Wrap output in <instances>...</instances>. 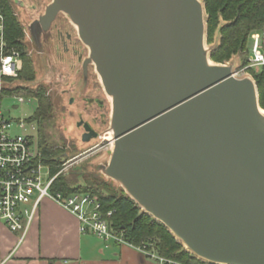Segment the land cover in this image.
<instances>
[{
	"label": "water",
	"instance_id": "95a60500",
	"mask_svg": "<svg viewBox=\"0 0 264 264\" xmlns=\"http://www.w3.org/2000/svg\"><path fill=\"white\" fill-rule=\"evenodd\" d=\"M60 13L89 49L77 59L86 78L95 69L112 97L113 150L99 171L195 257L264 264L257 84L211 59L204 0H52L32 35L50 31ZM83 128L85 142L101 137Z\"/></svg>",
	"mask_w": 264,
	"mask_h": 264
},
{
	"label": "rangeland",
	"instance_id": "374dc122",
	"mask_svg": "<svg viewBox=\"0 0 264 264\" xmlns=\"http://www.w3.org/2000/svg\"><path fill=\"white\" fill-rule=\"evenodd\" d=\"M25 5H18L15 0H11L15 14L25 29L24 43L26 45L27 56L32 60L33 69L35 71L34 80L25 79H4L0 77V88L15 89L19 86L16 80L25 83L26 86L42 87L46 95L50 98L53 108L52 113L47 122L44 123L42 129V140L48 146L65 147L68 152L69 159H66L67 169L62 172L66 176L75 179L77 176L79 184H85L83 175L96 176L116 190H121L122 187L113 181L111 178L104 175L99 168L109 162L113 150V135L110 132V114L112 110V103L106 95L101 97L106 101V108L104 109L105 121L93 123L92 113L84 111L86 103L83 100L84 96H91L96 94L95 87L103 86L100 83L98 74L95 69L91 72L88 80L84 75L76 74L75 69L80 71L82 64L77 63L76 57H70L69 54L56 48L58 42L55 37L53 24L50 31H45L42 28L37 31V37H34L29 29V25L38 18V16L45 12L46 6L52 0H24ZM57 24L63 23L66 30H69L77 41L78 47L82 46L84 56L89 53L86 47L79 38L78 32L73 23L64 13H60L57 17ZM64 29V27H62ZM79 43V44H78ZM60 46V45H59ZM207 48L211 45L206 44ZM248 47L251 48V41L249 39ZM246 56L237 54L233 56L228 64L233 65L235 75L239 78L246 74L251 75L247 69V65L243 66L242 61ZM94 68V66H92ZM259 67H254L258 70ZM74 69V70H73ZM75 72V73H73ZM252 76V75H251ZM19 82V81H18ZM104 90V89H103ZM19 94H10L3 97L1 101L0 111L4 116L10 119L14 124V130L17 133H24L31 135L33 144L32 147L39 151L40 144V127L36 120L32 121L37 102L34 98L23 96L24 100L19 101ZM105 97V98H104ZM93 106L90 105V108ZM94 109H96L94 107ZM93 109V110H94ZM264 110V108L262 107ZM93 112V111H92ZM25 124V129H20L18 124L20 121ZM82 120L89 121L95 129L100 133L101 137L85 142L82 138V129L80 122ZM44 178L47 179V169L42 170Z\"/></svg>",
	"mask_w": 264,
	"mask_h": 264
},
{
	"label": "trees",
	"instance_id": "16d2710c",
	"mask_svg": "<svg viewBox=\"0 0 264 264\" xmlns=\"http://www.w3.org/2000/svg\"><path fill=\"white\" fill-rule=\"evenodd\" d=\"M204 2L207 14V43L213 46L211 59L217 63H227L233 56L242 54L246 56L242 65L246 66L250 34L264 24V0H204ZM0 11L5 17L8 50L17 49L22 53L23 67L19 72V78L34 80L35 71L24 43L25 29L14 12L11 0H0ZM248 70L256 81L259 102L264 108V66L258 70L254 68ZM14 93L36 100L37 106L32 121L36 120L40 127L39 157L43 163L50 165L52 175L57 174L70 157L65 147H50L42 140L43 125L49 120L53 108L50 98L40 86L35 89L29 86H18L15 89L0 88V107L3 97ZM96 175H83L85 184H79L77 176L71 179L61 173L55 179L52 189L65 193H91L100 201L105 212L115 210L111 219L113 228L123 230L126 240L135 246L153 242L159 253L166 258L179 260L184 264H210L187 251L164 224L143 212L124 189L116 190Z\"/></svg>",
	"mask_w": 264,
	"mask_h": 264
},
{
	"label": "built area",
	"instance_id": "2783aa9c",
	"mask_svg": "<svg viewBox=\"0 0 264 264\" xmlns=\"http://www.w3.org/2000/svg\"><path fill=\"white\" fill-rule=\"evenodd\" d=\"M247 69L264 66V24L250 34ZM4 14L0 11V77L19 79L23 67L21 51L8 50ZM24 97L20 96L19 101ZM20 129H25L21 120ZM31 135L17 133L13 122L0 111V219L12 231L19 233L23 242L36 219L41 203L45 199L54 201L73 213L79 221L83 234L93 235L103 240L106 246L111 243L130 245L159 264H184L175 259L162 256L153 242L135 246L128 242L123 230L113 228L111 219L115 210L105 212L100 201L88 192L54 191L55 179L67 169L66 163L55 175L51 174L49 164L43 163L39 151L32 147ZM47 169V179L43 169Z\"/></svg>",
	"mask_w": 264,
	"mask_h": 264
},
{
	"label": "crops",
	"instance_id": "0c3cea01",
	"mask_svg": "<svg viewBox=\"0 0 264 264\" xmlns=\"http://www.w3.org/2000/svg\"><path fill=\"white\" fill-rule=\"evenodd\" d=\"M0 219V264H159L130 245L106 243L79 230L77 217L45 199L29 233L19 242Z\"/></svg>",
	"mask_w": 264,
	"mask_h": 264
},
{
	"label": "flooded vegetation",
	"instance_id": "af4514ba",
	"mask_svg": "<svg viewBox=\"0 0 264 264\" xmlns=\"http://www.w3.org/2000/svg\"><path fill=\"white\" fill-rule=\"evenodd\" d=\"M56 20H55V22H56ZM55 22L53 23L56 25V26H54L55 28H53L54 31L56 32L54 39L56 38V40L58 41V42H55L56 43L55 46L57 47V49H60V47L62 46L61 47L62 51H65V53L69 54V58L70 57H76L78 59L79 56L81 54H83V50L81 48L82 46L80 45V47H78L77 41L75 40L76 38L74 37V35L69 30H66L65 26H62L63 23L57 24ZM62 27H64V29ZM51 29H52V27H51ZM77 63H79V62H77ZM80 63L82 64V62H80ZM92 70H93L92 68H90V67L88 68L87 73H89V76L92 75L91 74ZM75 72H76V74L78 73V74L84 75L83 66L80 67V71L75 69ZM75 72H73V73H75ZM94 91L96 94L83 97V100L86 103V105L84 106V111L92 113L91 116H92V122L93 123H95V122L98 123L99 121L103 123L105 121L104 109L106 108V101H104L99 96H100V94H102V96H104L106 94H105L104 90L101 88V86L95 87ZM90 105L93 107L90 108ZM94 107L96 109H94ZM83 121H84V123L88 122L89 124H91L89 121H85V120H83ZM84 123L81 125L82 129H84L83 128ZM91 126L95 129V127L92 124H91ZM84 132L85 131H83V133ZM83 133H82V135H83Z\"/></svg>",
	"mask_w": 264,
	"mask_h": 264
},
{
	"label": "bare ground",
	"instance_id": "6f19581e",
	"mask_svg": "<svg viewBox=\"0 0 264 264\" xmlns=\"http://www.w3.org/2000/svg\"><path fill=\"white\" fill-rule=\"evenodd\" d=\"M212 63V62H211ZM109 99L112 101V97L110 96ZM261 112L263 113L264 115V110L262 109ZM112 138V137H111Z\"/></svg>",
	"mask_w": 264,
	"mask_h": 264
}]
</instances>
